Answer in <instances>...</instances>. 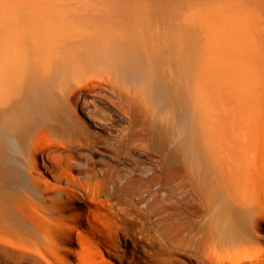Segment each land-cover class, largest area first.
Listing matches in <instances>:
<instances>
[{
    "label": "rangeland",
    "instance_id": "obj_1",
    "mask_svg": "<svg viewBox=\"0 0 264 264\" xmlns=\"http://www.w3.org/2000/svg\"><path fill=\"white\" fill-rule=\"evenodd\" d=\"M160 1L198 45L194 162L188 148L167 157L161 146H188L189 134L162 140L163 108L150 91L158 136L140 124L120 138L79 113L82 125L56 127L52 110L41 111L20 176L0 169V264H264V0ZM160 1L0 0V26L19 18L26 29L34 25L39 41L15 36L9 50L28 54L36 44L41 85L74 96L113 77L106 70L61 77L52 58L62 36L105 8L114 13L125 2L145 13ZM132 85L142 91L139 83L125 88Z\"/></svg>",
    "mask_w": 264,
    "mask_h": 264
},
{
    "label": "bare ground",
    "instance_id": "obj_2",
    "mask_svg": "<svg viewBox=\"0 0 264 264\" xmlns=\"http://www.w3.org/2000/svg\"><path fill=\"white\" fill-rule=\"evenodd\" d=\"M124 3H119L116 6L117 10L114 9L116 10L114 13L107 12L105 8V12L108 13H105L106 15L102 14L99 16V12L97 15L94 13L95 16L89 17L88 15L89 18L85 19L79 28L76 27V30L72 28L75 32L68 33V38H65L67 33L66 36H62L64 40L62 41L63 43L61 42L57 46L61 48L57 50L58 52L55 51L56 48L54 47L56 54L54 53V57L52 56V68L55 67L54 69L64 79L70 74L72 76L78 73V76L81 73L87 74L91 71L100 70L108 71L113 77V79L103 82L98 80L97 82H92L74 96L69 94L68 96H61V94L59 95L56 92L51 93L50 87L47 88L46 86L50 83L45 82L47 83L46 85H41L43 83L39 81L41 74L39 75V72H37L40 66L37 59L39 54L36 55L35 51L37 48L35 47L36 44L32 45L34 47L29 45L33 49L30 48L32 52L30 50L28 54L17 53V51L13 53L9 50L8 41L15 36L27 37V43L29 41L38 42L39 39L37 38L36 40V37H38L37 30L31 28L34 25H30L31 27L26 29L27 25L23 23L25 21L21 22L23 18L16 19V21L7 19V21L2 23L0 26L1 171L5 170L7 173L11 172L13 175L20 176L22 172L20 169L24 163V157H26L25 151L29 134L38 121L41 122L39 119L42 118L39 115H43L47 111L49 113V109L52 110L53 126L65 125V127H71L70 121L82 125L84 122L78 115L79 113L86 119L97 125L99 124V126L111 128L108 133L120 136V138L121 136L124 138L129 130L140 124L142 125L141 129L146 134H155L156 130L161 132L163 129V136L161 135L162 133L159 136L163 137L162 140L166 137L167 142L168 139H172H170L169 133L173 132V141H175L185 131H188V146L181 145V147L175 144L171 146L165 143L161 147H164V150H168L167 157L171 158L173 156V159H176L178 154L185 152L186 148H188L191 163L194 162L198 131V101H200L197 89L198 45L194 33L190 31L186 24L191 33L187 32L186 26L183 25L180 18L175 16L177 13L172 15L170 13L171 7L165 5V2L163 3L164 5L162 1L155 2L156 4L153 2L154 5L150 3L151 6L148 5L147 8L149 9L145 13H142V8L140 9L141 13L137 11L138 7L142 5L137 6L136 4L135 7L134 5L132 7ZM57 4L54 5L56 8ZM61 5L64 6V4ZM61 5H59L58 9L62 7ZM89 6L87 5V7ZM97 6L99 5L97 4ZM87 7L86 9L90 8ZM136 7L138 8L137 10ZM52 8L54 9V7ZM99 8H96V10L98 11ZM143 9L146 10V8ZM83 10L85 11V9ZM62 12L64 11L62 10ZM88 14H90V11H88ZM55 15L52 12V19H55ZM33 17L38 20L41 19L40 16L36 17V15H33ZM71 17L74 18L73 16ZM86 17L87 14L85 15ZM32 18L30 21H32ZM30 23L39 24V22L35 23V21ZM65 24L67 23L65 22ZM68 25L71 26L72 24L70 25L69 23ZM63 28L65 27L63 26ZM64 32L66 31L64 30ZM62 37L61 39H63ZM54 44L55 42H53ZM54 69L53 71H55ZM42 75L44 76L43 73ZM50 76L53 78L56 75H49L48 77L51 78ZM56 81L58 80L56 79ZM127 83L141 84L142 91H139L140 88L137 89L139 86L134 87L133 85L134 88H131L132 90H127L125 88ZM55 85L52 86L55 87ZM148 91L153 93L155 103L161 109L163 108V114L161 113L162 116L159 117L163 126L149 123L148 106L145 100V94ZM51 97L52 103L50 102ZM40 99L42 100L40 101ZM47 99H49V103L45 102ZM41 111L44 113L40 114ZM118 119L124 125H121L120 129L115 126V128H112L114 122L118 121ZM157 125L163 128L159 130L158 127L160 126L157 127ZM143 126L145 127L143 128ZM157 133L156 131V136H158Z\"/></svg>",
    "mask_w": 264,
    "mask_h": 264
}]
</instances>
